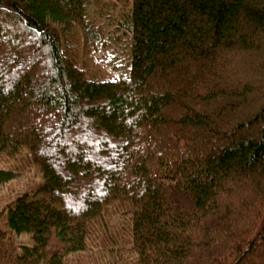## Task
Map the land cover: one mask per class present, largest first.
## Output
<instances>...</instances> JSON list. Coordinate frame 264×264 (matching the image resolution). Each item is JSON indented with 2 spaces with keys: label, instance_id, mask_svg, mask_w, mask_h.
<instances>
[{
  "label": "trees",
  "instance_id": "trees-1",
  "mask_svg": "<svg viewBox=\"0 0 264 264\" xmlns=\"http://www.w3.org/2000/svg\"><path fill=\"white\" fill-rule=\"evenodd\" d=\"M117 1L0 0V264H264V0Z\"/></svg>",
  "mask_w": 264,
  "mask_h": 264
},
{
  "label": "rangeland",
  "instance_id": "rangeland-1",
  "mask_svg": "<svg viewBox=\"0 0 264 264\" xmlns=\"http://www.w3.org/2000/svg\"><path fill=\"white\" fill-rule=\"evenodd\" d=\"M96 3H99V6L95 5ZM94 6V13L90 15L93 20L100 22L101 24H105L110 30L119 26V9L121 5L117 0H98V2H94ZM126 34L128 35L127 32ZM114 42L116 44H109L108 48L105 50L98 49L97 51H91L85 56V72L88 76L102 80L113 79L117 76V68L113 70L112 66L109 65V62L115 57L117 59L116 60L114 58L115 64H123L125 55L121 53L123 49H119V42ZM4 166H19L20 170L13 180L2 185L0 189V204L4 203L5 196L10 197L24 193L40 178V174L35 167H28L27 165H23L21 163L20 156H17L13 160L7 161ZM15 241L16 243L23 245L28 244L29 240L27 235H19L15 237ZM67 264L77 263L74 259H72L68 261Z\"/></svg>",
  "mask_w": 264,
  "mask_h": 264
}]
</instances>
